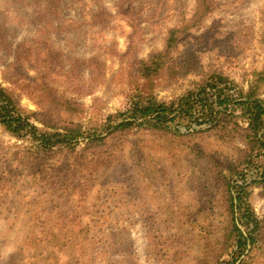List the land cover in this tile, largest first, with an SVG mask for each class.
Returning <instances> with one entry per match:
<instances>
[{
	"label": "rangeland",
	"instance_id": "374dc122",
	"mask_svg": "<svg viewBox=\"0 0 264 264\" xmlns=\"http://www.w3.org/2000/svg\"><path fill=\"white\" fill-rule=\"evenodd\" d=\"M197 3L0 0V84L39 129L72 120L84 136L105 135L106 118L139 97L171 101L212 72L264 99V0H208L191 24ZM187 20L173 71L144 77L141 62ZM87 140L43 151L0 124V264H264V185L253 181L264 155L244 171L257 225L237 223L254 238L239 255L227 196L236 138L134 127L97 148Z\"/></svg>",
	"mask_w": 264,
	"mask_h": 264
},
{
	"label": "trees",
	"instance_id": "16d2710c",
	"mask_svg": "<svg viewBox=\"0 0 264 264\" xmlns=\"http://www.w3.org/2000/svg\"><path fill=\"white\" fill-rule=\"evenodd\" d=\"M208 5V0H198L197 10L189 19L191 24L203 18V12L208 10ZM189 21L187 20L185 25L181 23V27H175L169 32L166 49L163 52L141 62L144 77L150 79L164 70L170 59L177 33L191 25ZM168 70L173 71L172 66L167 65L166 71ZM229 83L230 80L221 73L212 72L205 74L195 87L171 101H159L150 94L139 97L125 111L106 118L100 126L106 131L105 135H102L103 131L98 133L97 127H92V133L87 136H84L86 130L72 120L60 127L55 124L49 125L55 129L53 132L39 129L31 121V113L24 112L11 92L0 84V124L17 138L27 137L35 141L37 148L43 151H50L56 146L72 149L81 137H88L86 147L97 148L100 142L101 145L105 144L104 139L107 135L130 131L134 127L178 134H181L182 130L188 134L214 130L225 137L236 138L240 147L236 149L234 161L227 167L229 180L227 196L232 215L230 233L232 232L235 238L239 255H243L248 249L247 245L253 242L254 238L249 233L244 234L237 223L246 225L252 223L255 227L257 225L246 202L248 183L244 171L249 165L255 164V157L264 155V99L259 96L258 85H252L243 93L234 92L233 86ZM32 116L36 118L35 113H32ZM238 179L242 181L237 183ZM253 181L264 185V167ZM233 212L241 216L239 219L236 218L238 222H235Z\"/></svg>",
	"mask_w": 264,
	"mask_h": 264
}]
</instances>
